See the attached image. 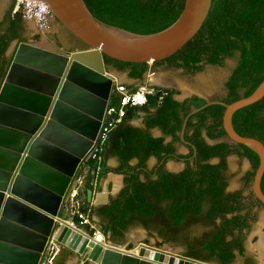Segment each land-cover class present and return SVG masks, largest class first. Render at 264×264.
Segmentation results:
<instances>
[{
    "label": "water",
    "instance_id": "1",
    "mask_svg": "<svg viewBox=\"0 0 264 264\" xmlns=\"http://www.w3.org/2000/svg\"><path fill=\"white\" fill-rule=\"evenodd\" d=\"M55 17L86 49L64 53L31 41H12L13 58L0 87V264H56L68 251L96 264H214L146 245L139 252L115 243L96 242L88 227L80 228L59 214L67 201L103 204L107 191L94 197L80 176L94 147L114 84L104 55L150 62L173 55L202 28L213 0H185L180 16L153 33H137L97 18L85 0H45ZM15 0H0V23ZM55 39V36H54ZM264 98V80L248 96L233 102L212 99L192 108L225 106L228 138L259 156L252 190L264 204V143L240 134L234 113ZM185 160L184 157H181ZM76 193L72 195L73 190ZM86 194V199L82 200Z\"/></svg>",
    "mask_w": 264,
    "mask_h": 264
},
{
    "label": "trees",
    "instance_id": "2",
    "mask_svg": "<svg viewBox=\"0 0 264 264\" xmlns=\"http://www.w3.org/2000/svg\"><path fill=\"white\" fill-rule=\"evenodd\" d=\"M16 1V0H15ZM99 19L137 33H153L172 24L181 14L185 0H85ZM15 3L0 23V87L7 74L10 59L6 52L12 41H26L21 11L13 13ZM83 44H86L82 41ZM87 45V44H86ZM89 46L87 45L88 48ZM14 54V52H13ZM226 58H236L237 65L225 82L226 96L233 102L250 95L264 80V0H213L211 10L199 32L173 55L150 62H129L104 55L107 70H128L133 78L143 79L150 69L167 65L181 67L189 73L201 71L206 64L222 65ZM177 89L158 87L142 108L155 109L146 118V127L127 123L126 117L111 131L104 149L117 156L119 165L109 167L105 160L100 177L109 171L124 174V185L108 203L92 206V213L102 219V229L114 241H122L133 226L157 230L162 243L184 246V255L214 264H232L237 256H247L245 239L257 219L256 207L264 204L254 192L228 190V156L248 158L252 170L244 176L246 185L253 183L259 165L258 154L250 147L233 141L210 143L228 137L223 127L225 106L212 104L188 119L185 137L191 142L189 152L179 153L185 116L198 97L178 100ZM132 113V112H131ZM235 129L264 143V98L240 108L233 115ZM159 127L164 136L150 132ZM151 156L158 163L148 167ZM184 157L179 171L166 167L169 159ZM218 159L217 162H213ZM92 161H90L91 163ZM93 174H88L90 180ZM264 191V176L262 179ZM196 224L208 227L199 236H191ZM88 261V260H87Z\"/></svg>",
    "mask_w": 264,
    "mask_h": 264
},
{
    "label": "rangeland",
    "instance_id": "3",
    "mask_svg": "<svg viewBox=\"0 0 264 264\" xmlns=\"http://www.w3.org/2000/svg\"><path fill=\"white\" fill-rule=\"evenodd\" d=\"M29 27L27 24L26 30L24 34H26L31 39H36V41H42L41 38H36L35 34L37 33L33 27ZM36 28V27H35ZM55 28L54 23H52V30ZM34 32V33H33ZM40 32V30H38ZM73 34V33H72ZM72 40H66V46H80L87 47L86 44H83L79 39L72 35ZM38 39V40H37ZM10 51V48L7 52ZM6 52V58L10 59V55ZM152 61H150L151 63ZM236 65V59H226L222 65H212L206 64L201 71L196 72L195 74H189L185 69L181 67L167 66L162 65L154 69L155 74L153 72L152 82H154V77H160L157 80L158 85L162 87H173L177 89V94L180 97L184 96H192L198 97L196 100L197 103H201L203 101H208L212 99H220L221 97L226 95V87L225 80L228 77L229 73ZM148 75V73H147ZM132 116V114H130ZM227 139L228 138H224ZM185 153H188V150H185ZM154 160L149 161V166L152 167ZM228 179L229 186L228 189L231 191L234 190H242L245 195H250L253 193L252 184L246 185L244 181V176L248 171L252 170V164L249 162L247 158H241L238 155L232 154L228 156ZM103 163V161H102ZM101 163V164H102ZM92 166H96L98 163L95 161L91 162ZM184 163L182 161L171 160L167 162L166 167L173 171H178L183 167ZM83 168L81 169V172ZM80 172V173H81ZM257 211V219L252 223L251 230L247 233L245 239V247L247 256L252 258L256 264H264V258H260L257 254V251L251 247L252 243L258 238L256 235V229H258L261 225L260 222L264 217V207H256ZM100 229L101 226H98ZM208 227L203 224H196L190 228L191 236H199L202 234L204 230ZM103 230V229H102ZM163 239L159 235L157 230L148 231L146 228L142 226H133L131 227L126 236L121 241L123 243V247L126 246L127 249H131L136 251V248H139L142 245H146L151 248H159L168 253H173L177 255L184 256V246L182 245H174L171 243H162L159 244ZM232 264H247L246 259L237 256L236 260Z\"/></svg>",
    "mask_w": 264,
    "mask_h": 264
},
{
    "label": "crops",
    "instance_id": "4",
    "mask_svg": "<svg viewBox=\"0 0 264 264\" xmlns=\"http://www.w3.org/2000/svg\"><path fill=\"white\" fill-rule=\"evenodd\" d=\"M25 23L28 24L29 27L33 26L32 24H34V26H35V23L33 21H25ZM53 23L55 25V28H54L53 32L48 33V37L50 38V40H48L45 35L41 34V32H38L39 29L37 28V26H35L36 28L33 27L34 30L37 29L36 30L37 33L35 34V36H36V38H41L43 36L44 39L41 38L42 41H36V39H31L24 33H23V37L26 38V41H31V42H34L37 44L40 43V45L47 47V48H50V49L57 48L64 53H70V52L75 51V50L86 49L85 47H80V46H66L65 45L66 41H64L63 44H60L59 42L57 43V41H55L56 39H54V35L56 33H61L63 36H69L68 39L70 37L73 38L72 35H74V34H72V32L70 30H68L57 18H54ZM79 41H81V40L79 39ZM13 50H14L13 47H10V51L7 52L8 54H11L10 58L13 55ZM110 71L115 75L114 76L115 82L126 84L130 89H138L140 87H145V86H150V87H155V88L162 87V86H159L157 83L158 82L157 80H159L160 77L155 76L154 82H152V80H151L153 72L155 74L154 69H150L147 72L148 75L146 73L145 77L143 79L131 77L128 70L121 71V70L114 68V69H111ZM226 80H227V78H226ZM226 80H225V82H226ZM175 97L178 100H184V99H186L188 97H192V96L189 95V96L180 97V96L176 95ZM154 111H155V109L153 107L148 108V109H146V108L143 109L142 107H139V108L135 109L134 111H131L132 113L129 112V118L127 119V123L134 125V126L145 128L146 127V123H145L146 118L148 117V115L150 113H152ZM130 114H132V116ZM150 132L155 137L164 136L166 141H170L172 139V137L170 135H164V133L162 132V130L159 127H152L150 129ZM204 136H205L206 140L210 143H215L217 141H229V142L231 141L228 137H226V138H228V140L224 139L225 137H223L219 140H213L207 136L206 132H204ZM177 148H178L179 153L186 154L185 150H188V152H189L188 145L186 146L185 144H183L182 141L177 143ZM230 155H232V154H230ZM103 160H105L106 165L109 167H116L119 165V158L117 156H114V155L107 154L104 158V154H103ZM150 160H154L153 161L154 164L152 167L149 166ZM171 160L182 161L184 163V160H182L181 158L180 159H171ZM149 161H148V167L149 168H153L158 163V160L155 156H151L149 158ZM217 161H218V159L213 160V162H217ZM167 162H166V165H167ZM249 162H250V160H249ZM184 166H185V163H184L183 167ZM183 167L181 169H183ZM101 168L102 167L100 165L92 166L91 163L90 164L86 163L83 167L81 177H84L87 179L86 187L93 188L94 197L98 196V194L101 191H107L108 192V196L103 197V199H104L103 204H105V203H108L110 198L115 196L120 191V189L123 187V185H124V174L123 173H117L114 171H109L105 177H100L99 170ZM90 171L94 176L92 180H90L88 178V174L90 173ZM83 199H86V194L83 195L82 200ZM98 205H101V204H98ZM92 206H97V205H94L92 203H88L86 205V208L88 210H90L91 223L97 229L102 230L98 227V226H101V228H102V226H103L102 219L99 216H97L95 213H92V211H91ZM59 215L62 218L68 220L69 222L74 221L77 224V226L82 228V229L87 227L86 225H82V224L78 223V221L76 219H74L73 216L70 215V213L66 207L62 210V212ZM105 235H106V238L109 242H111V243L113 242V243L117 244L118 246L123 245V243L121 241L111 240L109 234L105 233ZM87 260H88L87 257L84 255H79L78 253H76L74 251H68V256L66 258L63 256V258L59 259L58 263H56V264H96L92 261H89V260L87 261Z\"/></svg>",
    "mask_w": 264,
    "mask_h": 264
},
{
    "label": "built area",
    "instance_id": "5",
    "mask_svg": "<svg viewBox=\"0 0 264 264\" xmlns=\"http://www.w3.org/2000/svg\"><path fill=\"white\" fill-rule=\"evenodd\" d=\"M17 11L22 12L25 21H33L40 31L44 33L51 32L52 23L56 17L50 8V5L45 0H16L13 13ZM155 91L156 88L150 86L130 89L126 84L114 81L101 128L94 147L87 156L86 163L90 164V161H95L98 163L97 165L101 166L105 145L111 131L126 117L128 114V108L142 107L148 104L149 95L154 94ZM76 192V189L73 190L72 195ZM65 207L78 223L88 227L89 234L91 231L93 232L92 235L96 242H101L103 244L111 243L107 240L104 231L99 230L92 225L90 210L82 204L73 201H67ZM71 223L77 226L74 221ZM124 248L127 249L126 246H124ZM131 251H134V249Z\"/></svg>",
    "mask_w": 264,
    "mask_h": 264
},
{
    "label": "bare ground",
    "instance_id": "6",
    "mask_svg": "<svg viewBox=\"0 0 264 264\" xmlns=\"http://www.w3.org/2000/svg\"><path fill=\"white\" fill-rule=\"evenodd\" d=\"M261 221H262L260 222L261 226L258 229H256V234L258 235V238L252 243L251 247L255 249L259 257L263 259L264 258V217L262 218ZM120 247L122 249H125L123 245ZM140 247L136 248L135 252H139Z\"/></svg>",
    "mask_w": 264,
    "mask_h": 264
},
{
    "label": "flooded vegetation",
    "instance_id": "7",
    "mask_svg": "<svg viewBox=\"0 0 264 264\" xmlns=\"http://www.w3.org/2000/svg\"><path fill=\"white\" fill-rule=\"evenodd\" d=\"M24 22H25V20H24ZM26 23H25V28H24V31L26 30ZM4 31V29H3V26L1 27L0 26V32H3ZM41 32V34H43V35H45L46 36V38L48 39V40H50V38L48 37V33H51V32H53V31H51V32H48V33H44V32H42V31H40ZM40 34V35H41ZM56 35V36H55ZM54 36H55V41H57V43L59 42L60 44H63V42L64 41H66V40H72L73 38H69L68 39V37L69 36H63L61 33H56ZM226 59H228V58H226ZM229 59H233V58H229ZM236 59V58H235ZM236 65H237V59H236ZM235 65V66H236ZM234 66V67H235ZM234 67H233V69H234ZM233 69L231 70V72L229 73V75H228V77L231 75V73H232V71H233ZM196 73V72H195ZM195 73H189V74H195ZM228 77H227V79H228ZM226 87V86H225ZM226 94H227V88H226ZM226 96V95H225ZM225 96H223V97H221L220 99H223ZM126 234H127V232L125 233V235H124V237L126 236ZM185 256V255H184ZM249 264H256L255 263V261H253V259L249 262Z\"/></svg>",
    "mask_w": 264,
    "mask_h": 264
}]
</instances>
